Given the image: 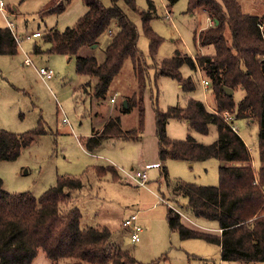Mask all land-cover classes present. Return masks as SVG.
<instances>
[{"label": "trees", "instance_id": "obj_1", "mask_svg": "<svg viewBox=\"0 0 264 264\" xmlns=\"http://www.w3.org/2000/svg\"><path fill=\"white\" fill-rule=\"evenodd\" d=\"M86 13L64 30H48L43 41L50 45L48 53L76 58V73L89 78L82 86L87 92L91 79L96 80L93 96L104 98L114 79L130 60L138 80V92L126 98L129 112L139 109V128L123 129L120 117L111 118L101 130H93L86 140V149L94 151L108 140L133 141L141 137L143 130L144 93L149 70L154 68L155 80L167 77L177 81L184 93L195 90L190 76L185 78L182 68L203 70L214 94L215 108L208 109L204 102L188 99L185 106H170L167 110H155L156 132L161 161L168 159L190 163L217 159L219 184L204 186L179 182L173 189L175 196L187 199L183 206L188 214L201 221L215 222L217 230L211 233L200 226H189L183 216L170 208L167 222L173 232L183 240L202 239L221 249V258L229 262L264 263V15H250L243 11L237 0H189L188 11L203 9L213 25L195 33V44L213 46L215 54L196 57L177 49L171 57L157 59L163 38L152 28L156 5L148 1V9L141 10L137 0H110L107 7L102 0H82ZM169 6L178 0H168ZM71 0H53L42 16L61 14ZM124 4L141 19L142 29L149 40V65L138 47L139 29L124 9ZM231 33V37L227 36ZM111 35L103 62L94 56H82L81 51L98 46L100 38ZM34 51L42 53L35 44ZM19 44L8 27H0V55L14 56ZM227 89L233 90L229 96ZM244 91L240 103L234 101L235 92ZM225 113L237 119L256 121L261 167L252 165L249 147L238 132L224 120ZM171 120L185 121L190 131L208 135L211 126L216 127L217 139L203 143L191 134L184 140L172 139L167 134ZM42 126L18 134L0 130V161H14L24 149L33 144L36 137L46 134ZM100 176L108 173L119 180L113 166L96 168ZM162 175L170 185L167 168ZM0 177V264H33L44 253L49 264H134L135 258L126 250H110L112 232L107 227H81L82 213L72 207L73 194L82 190L79 177L59 175L56 184L36 198L30 192L9 193L4 190ZM209 231V232H207Z\"/></svg>", "mask_w": 264, "mask_h": 264}, {"label": "rangeland", "instance_id": "obj_2", "mask_svg": "<svg viewBox=\"0 0 264 264\" xmlns=\"http://www.w3.org/2000/svg\"><path fill=\"white\" fill-rule=\"evenodd\" d=\"M6 13L0 11V27H7L8 21L14 25V32L20 39L19 53L14 56L0 55V130L24 133L42 126L47 133L35 138L32 145L24 149L14 161H0V177L4 190L9 193L30 192L36 198L56 184L59 175L79 177L83 189L74 193L72 207L82 213L81 227H107L112 232L110 250H126L135 258L134 264H264L261 262L221 261L219 247L202 239L180 238L178 232L170 230L167 222L169 207L187 215L183 217L189 226L196 225L192 215L184 209L187 199L175 196L173 189L179 182L204 186L219 184V168L223 165L217 159L195 162L168 159L161 161L156 132L155 110H167L170 106H185L188 99L201 100L210 110H214V94L203 70L191 71L182 68L185 78L192 77L195 90L184 93L179 83L167 77L155 80L154 68L149 70L144 93V120L141 137L138 140H108L94 151L86 149V139L91 132L99 130L111 118L120 117L123 129L139 128V109L123 111L126 98L138 92V80L130 60L122 72L114 79L108 94L101 99L93 96L92 84L87 92L82 88L89 78L76 73V58L48 53L50 45L42 36L50 29L64 30L74 25L83 16L87 7L82 0H71L61 14L42 16L53 0H3ZM111 7L110 0H102ZM156 15L151 26L163 38L157 59L171 57L179 49L190 56L214 55L213 46L201 47L195 44V33L209 27L211 19L203 9L193 13L188 11L189 0H178L169 6L168 0H153ZM245 13L264 15V0H237ZM141 10L148 9L147 0H137ZM126 14L139 29L138 47L147 63L153 65L149 57V40L145 36L141 19L121 4ZM40 32L41 37H33ZM230 38L231 33L227 32ZM111 38L105 33L95 48H84L82 56H94L99 62L105 58V50ZM35 44L42 53L34 51ZM26 57L32 60L25 64ZM50 68L55 72L53 79L45 82L38 70ZM114 98L115 102L111 99ZM244 98V91L234 94L236 104ZM64 119H67L64 121ZM185 121L171 120L167 125L170 138L184 140L191 134L198 141L213 143L217 139L215 126H211L206 136L190 131ZM238 134L252 148V165L258 170L262 163L259 158L258 137L260 128L256 121L237 119ZM101 156L103 159H98ZM124 168L121 171L137 173L147 170L145 187L134 181L115 180L111 173L100 176L95 167L112 166ZM168 170L170 185L162 175L163 167ZM120 173V174H121ZM138 215V223L143 232L140 241L133 242L129 229L123 221L131 215ZM189 217L191 220H188ZM205 222L211 233L218 231L215 222ZM197 226V225H196ZM193 227V226H192ZM207 231V232H209ZM33 264H49L44 253H40Z\"/></svg>", "mask_w": 264, "mask_h": 264}, {"label": "built area", "instance_id": "obj_3", "mask_svg": "<svg viewBox=\"0 0 264 264\" xmlns=\"http://www.w3.org/2000/svg\"><path fill=\"white\" fill-rule=\"evenodd\" d=\"M0 11L3 13H6V4L3 0H0ZM213 25V22L211 24V26ZM8 28L11 29L13 35L15 36L18 44L20 45V39L19 37L15 34L14 32V25L8 21ZM41 33L37 32L33 34V37H41ZM25 64L26 65H31L32 64V60L29 57H26L25 59ZM38 74L40 75V77L47 82L48 80H51L54 78L55 76V72L50 69V68H40L38 70ZM205 86H209L210 83L208 80H206L204 82ZM115 99H112V102H114ZM225 122L236 132H238V127L236 125V115L233 114H228L225 113L223 115ZM67 119H64V121H66ZM250 152L252 151V148H249ZM124 175L122 176V179L126 180H131L134 181L136 184H138L139 186L145 187L147 184V180H148V174L146 171H138L137 173H131L128 171H123ZM183 217H186L182 212H179ZM189 220V218H188ZM123 227L127 228L130 230L131 232V239L133 242H138L140 241V235L141 232L143 231L142 226L138 223V215L137 214H133L131 215L129 218L125 219L123 221Z\"/></svg>", "mask_w": 264, "mask_h": 264}, {"label": "crops", "instance_id": "obj_4", "mask_svg": "<svg viewBox=\"0 0 264 264\" xmlns=\"http://www.w3.org/2000/svg\"><path fill=\"white\" fill-rule=\"evenodd\" d=\"M211 21V23H210V25H209V27L211 26V24H212V20H210ZM208 27V28H209ZM207 29V28H206ZM35 33H37V32H35ZM110 41H111V38H110V40H109V42H108V44L110 43ZM108 44H107V46H108ZM194 57V56H193ZM130 96V95H129ZM128 96V97H129ZM112 99H114V98H112ZM112 99H111V101H112ZM115 102V101H114ZM121 119V118H120ZM121 124H122V121H121ZM105 125V124H104ZM104 125L103 126H101L100 127V129L99 130H101L103 127H104ZM186 125H188V124H186ZM187 128L189 129V125L187 126ZM92 133H93V131L91 132V134H90V136L92 135ZM89 136V137H90ZM246 143V142H245ZM247 145V144H246ZM248 146V145H247ZM249 147V146H248ZM250 148V147H249ZM98 159H103L101 156H96ZM187 163H190V162H187ZM190 164H194V163H190ZM111 165L113 166V167H115V169L118 171V173H119V181L120 182H123V180H122V173H121V171L122 170H124V168H121V167H117L115 164H113L112 162H111ZM97 167H99V166H97ZM97 167H95V169L97 168ZM97 170V169H96ZM144 171H146L147 172V170H144ZM121 173V174H120ZM148 174V173H147ZM73 199L75 200V198H74V195H73ZM181 212V211H180ZM183 213V212H182ZM184 215H187V214H185V213H183ZM187 218H189V217H187ZM189 220H191L190 218H189ZM198 219H196L195 221L196 222H194L193 220H191L190 222H192V223H195L197 226H200L201 228H203V229H205V230H211V228H209V227H207L206 226V224H205V222H198L197 221ZM199 221H201V220H199ZM144 231V230H143ZM142 231V232H143ZM219 253H220V259H221V261H223L222 260V258H221V249H220V247H219Z\"/></svg>", "mask_w": 264, "mask_h": 264}, {"label": "water", "instance_id": "obj_5", "mask_svg": "<svg viewBox=\"0 0 264 264\" xmlns=\"http://www.w3.org/2000/svg\"><path fill=\"white\" fill-rule=\"evenodd\" d=\"M95 47H96V45L93 46V48H95ZM226 92H227V94L229 96H232L233 93H234L232 89H227V88H226ZM124 105H125V107H127V102L126 101L124 102Z\"/></svg>", "mask_w": 264, "mask_h": 264}]
</instances>
